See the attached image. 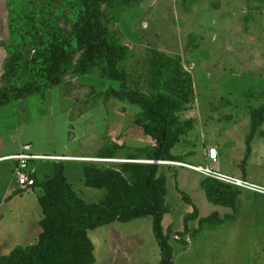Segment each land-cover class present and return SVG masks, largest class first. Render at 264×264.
<instances>
[{"label":"rangeland","instance_id":"rangeland-1","mask_svg":"<svg viewBox=\"0 0 264 264\" xmlns=\"http://www.w3.org/2000/svg\"><path fill=\"white\" fill-rule=\"evenodd\" d=\"M98 2L101 25L117 50L113 66L103 56L81 64L84 49L73 38L83 17L78 0H0V89L36 86L29 97L0 107V157L30 144L31 153L72 158L63 166L75 196L91 216L116 219L86 231L93 264H159L152 216L117 221L144 193V174H123L120 166L151 159L156 144L142 127L152 130L156 122L112 92L132 93L150 107L162 99L168 128L177 135L169 150L173 161L264 188V0ZM52 40L68 54L56 86L37 70ZM13 46L23 68L5 77ZM254 120L261 125L246 157ZM211 147L219 154L214 163L206 156ZM105 153L110 157L102 158ZM98 158L107 162L88 160ZM54 164L35 163L39 182L51 177ZM85 168L120 174L114 201L106 189L85 184ZM12 171L11 161L0 162V257L34 246L44 219L39 189L20 192ZM203 179L182 167L157 168L172 264H264V195L224 184L234 193L213 205L198 183ZM55 194L57 208L67 212Z\"/></svg>","mask_w":264,"mask_h":264},{"label":"trees","instance_id":"trees-1","mask_svg":"<svg viewBox=\"0 0 264 264\" xmlns=\"http://www.w3.org/2000/svg\"><path fill=\"white\" fill-rule=\"evenodd\" d=\"M78 2L82 7L83 17L81 24L74 31L73 38L84 49L81 64L91 65L99 56H103L104 59L109 60L110 66L115 65L118 60L117 50L114 43L111 42L108 31L101 25L102 13L100 12L98 0H78ZM8 49L10 56L6 59L5 77L14 76L17 74L18 69L21 71L23 68L19 62L20 58L18 52H16V46ZM46 51L48 57L46 60H42L37 70L41 71L46 81L52 86H56L60 84L61 69L64 62H67L68 54L63 45L57 40L49 41L46 45ZM30 63L35 64L34 61ZM33 67L35 68L36 66ZM35 92L36 86L34 82L23 87L6 86L5 84L0 89V107L23 100ZM112 93V97L119 99L125 98L131 104L143 108L150 117L154 118L153 120L156 122L155 128L150 130L142 127L144 134L152 137L156 144L153 156L147 160L178 162L173 161L169 155V150L176 142L177 135L175 132H170L168 128L165 115L161 110L162 99L157 102L158 107H150L144 100L135 97L132 93L123 94L122 92L116 91ZM260 125L261 122L256 120L252 123L251 133L246 140V157L250 154V143L256 129ZM101 155L102 158H109L111 153ZM158 166V164L137 162L125 163L120 166L121 173L123 174L129 175L134 170H140L144 174V193L141 194L140 200L137 199V206L128 209L125 216L117 218V221L126 223L133 219L152 216V232L160 254L159 264H172V248L161 227L162 213L164 211L162 199L165 196V192L158 186L155 180ZM64 171L65 167L63 163H55L51 177L48 176L41 182L35 177V184L32 189H39L38 204L44 215L42 232L34 246L14 249L9 255L0 257V264L94 263V257L86 237V231H92L116 219L115 216L110 215L104 219L96 215L91 216L86 205L75 196L69 187L64 176ZM83 171L85 184L88 187L106 189L108 192L107 195L111 197V202L115 200L113 193L114 191H119L118 179L122 180L119 173L106 172L102 174L95 172L92 168H85ZM53 184H55V189L58 190L66 202L67 212L57 208V196ZM199 185L205 193L207 201L213 205L226 204V198L234 193L233 188L210 178L204 177ZM124 190H122V193ZM83 213L85 214L83 215Z\"/></svg>","mask_w":264,"mask_h":264},{"label":"built area","instance_id":"built-area-1","mask_svg":"<svg viewBox=\"0 0 264 264\" xmlns=\"http://www.w3.org/2000/svg\"><path fill=\"white\" fill-rule=\"evenodd\" d=\"M30 144H25L18 153L4 155L0 157V162L11 161L13 163V176L14 185L19 191H25L31 189L35 184L36 177V166L37 161H51L53 163H64L68 160H73L67 156L63 155H40L30 152ZM207 160L211 162H216L218 159V151L215 147H211L206 152ZM101 161H105L104 159ZM137 163L146 164H158L162 166H173L182 167L188 169L196 174L202 175L205 178H210L212 180L218 181L223 184H228L231 186H236L239 188H244L251 192L259 193L264 195V188L233 178L226 174L220 173L218 171L212 170L208 167L194 166L182 162H171V161H153V160H140ZM242 181V182H241Z\"/></svg>","mask_w":264,"mask_h":264},{"label":"bare ground","instance_id":"bare-ground-1","mask_svg":"<svg viewBox=\"0 0 264 264\" xmlns=\"http://www.w3.org/2000/svg\"><path fill=\"white\" fill-rule=\"evenodd\" d=\"M85 160H86V159H85ZM88 160H89V161H93V162H107V159H104L105 161H101V160H103V159H99V158H98V159H88ZM88 160H87V161H88ZM73 161H74V160H73ZM239 180H240V179H239ZM242 181H243V180H242ZM242 181H241V182H242ZM245 182H246V181H245ZM248 183H249V182H248Z\"/></svg>","mask_w":264,"mask_h":264},{"label":"crops","instance_id":"crops-1","mask_svg":"<svg viewBox=\"0 0 264 264\" xmlns=\"http://www.w3.org/2000/svg\"><path fill=\"white\" fill-rule=\"evenodd\" d=\"M219 155V154H218ZM194 173V172H193ZM36 177H37V173H36ZM38 179V178H37ZM200 182V180H198V183ZM29 190H32V188L31 189H28V190H25V191H22V192H27V191H29ZM215 236V235H214Z\"/></svg>","mask_w":264,"mask_h":264}]
</instances>
